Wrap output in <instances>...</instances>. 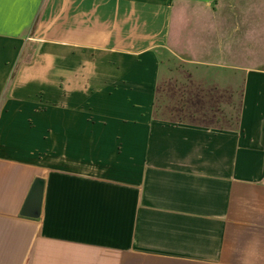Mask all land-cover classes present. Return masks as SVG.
Wrapping results in <instances>:
<instances>
[{"label":"crops","instance_id":"1","mask_svg":"<svg viewBox=\"0 0 264 264\" xmlns=\"http://www.w3.org/2000/svg\"><path fill=\"white\" fill-rule=\"evenodd\" d=\"M219 2L0 0V264H264V10Z\"/></svg>","mask_w":264,"mask_h":264},{"label":"rangeland","instance_id":"2","mask_svg":"<svg viewBox=\"0 0 264 264\" xmlns=\"http://www.w3.org/2000/svg\"><path fill=\"white\" fill-rule=\"evenodd\" d=\"M228 6L230 8H232V9H239V8H242V9H253L254 8V9H263L264 10V0H243V1H239V0H220L218 8H217V11H216L217 21H221V19H222L221 17L223 16V10H224L223 8L224 7H225V9H226V7L229 8ZM198 38H201V39L205 38V33L198 32L196 34L195 33L191 34L192 42L196 41ZM205 40H206V38L204 40L198 41L199 43H202L203 48H204V46L206 44ZM203 48H198V49L192 50L191 46H188L186 49L184 48V52H182V54L179 53L177 55H180V56L183 55L185 57H191L192 54H196L197 52L198 53L202 52ZM204 52H205V50H204ZM202 57H204V56H202ZM179 67L182 68V66H179ZM200 68H202V67H200Z\"/></svg>","mask_w":264,"mask_h":264},{"label":"water","instance_id":"3","mask_svg":"<svg viewBox=\"0 0 264 264\" xmlns=\"http://www.w3.org/2000/svg\"><path fill=\"white\" fill-rule=\"evenodd\" d=\"M44 178H37L30 190L28 198L21 210L22 215L38 218L41 213L44 194Z\"/></svg>","mask_w":264,"mask_h":264}]
</instances>
